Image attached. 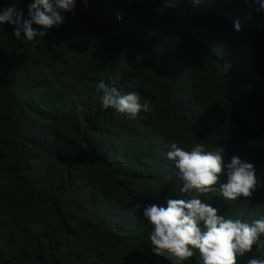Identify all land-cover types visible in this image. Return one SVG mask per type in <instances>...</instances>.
<instances>
[{"label": "trees", "instance_id": "trees-1", "mask_svg": "<svg viewBox=\"0 0 264 264\" xmlns=\"http://www.w3.org/2000/svg\"><path fill=\"white\" fill-rule=\"evenodd\" d=\"M33 2L0 10L27 18ZM62 14L33 41L0 25V264H170L151 251L144 208L189 198L172 143L223 147L225 170L233 156L251 163V197L201 199L225 218H264V148L240 144L264 136V12L245 0H76ZM100 81L151 110L104 109ZM193 251L185 264H199ZM257 257L264 247L237 264Z\"/></svg>", "mask_w": 264, "mask_h": 264}, {"label": "clouds", "instance_id": "clouds-1", "mask_svg": "<svg viewBox=\"0 0 264 264\" xmlns=\"http://www.w3.org/2000/svg\"><path fill=\"white\" fill-rule=\"evenodd\" d=\"M87 2L83 0L85 6ZM245 2L258 13L264 12V0ZM75 6L76 0H34L28 6V17L25 18L23 10L11 5L0 10V25H14L16 39L33 41L38 35L44 37L51 28L65 23L66 17L62 13L74 12ZM117 19L121 17L118 15ZM235 30H241L238 21L235 22ZM96 91L104 109H114L131 119L141 111L147 113L151 110L150 102L142 103L137 92L122 94L103 81L98 83ZM240 144L250 152L263 150L264 136L252 132ZM224 153L225 149L220 146L205 150L203 143L195 144L190 151L172 143L167 152V159L178 169V178L182 182L179 190L189 198L168 199L166 207L146 206L144 219L151 226V251L170 264H185L194 255L193 250L199 252V264H237L238 256L251 252L254 246L258 251L264 247L259 244L260 237L264 235V218L251 223L225 218L218 214V209L201 199L206 195L211 200L209 194L218 192L224 200L236 201L241 197H251L256 189L258 181L254 166L233 156L225 170ZM222 175L227 177L226 183L221 182ZM247 264H264V258H251Z\"/></svg>", "mask_w": 264, "mask_h": 264}]
</instances>
